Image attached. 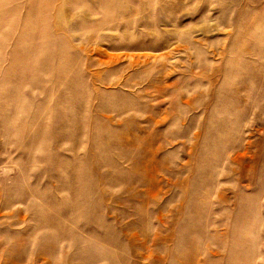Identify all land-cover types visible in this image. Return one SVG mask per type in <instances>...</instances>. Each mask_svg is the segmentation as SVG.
I'll return each instance as SVG.
<instances>
[{
	"label": "rangeland",
	"instance_id": "obj_1",
	"mask_svg": "<svg viewBox=\"0 0 264 264\" xmlns=\"http://www.w3.org/2000/svg\"><path fill=\"white\" fill-rule=\"evenodd\" d=\"M0 264H264V0H0Z\"/></svg>",
	"mask_w": 264,
	"mask_h": 264
}]
</instances>
